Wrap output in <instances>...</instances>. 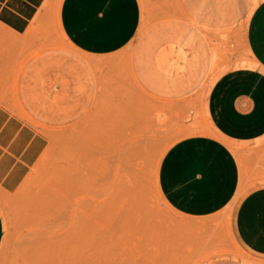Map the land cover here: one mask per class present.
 I'll return each mask as SVG.
<instances>
[{
    "label": "rangeland",
    "instance_id": "rangeland-1",
    "mask_svg": "<svg viewBox=\"0 0 264 264\" xmlns=\"http://www.w3.org/2000/svg\"><path fill=\"white\" fill-rule=\"evenodd\" d=\"M263 1L138 0L136 32L100 54L63 33L60 0L24 34L0 30V106L47 140L0 194V264H264L232 228L236 198L264 187V133L236 144L210 112L222 78L264 80L247 38ZM194 136L223 142L239 168L234 199L202 218L174 211L158 187L164 154Z\"/></svg>",
    "mask_w": 264,
    "mask_h": 264
},
{
    "label": "crops",
    "instance_id": "crops-1",
    "mask_svg": "<svg viewBox=\"0 0 264 264\" xmlns=\"http://www.w3.org/2000/svg\"><path fill=\"white\" fill-rule=\"evenodd\" d=\"M48 0H0V30L24 34ZM138 0H60V27L80 51L100 54L127 43L139 24ZM248 44L264 67V1L253 12ZM242 104V105H240ZM220 134L235 142L264 133V80L247 73L222 78L210 98ZM47 146L44 135L0 106V194L14 193ZM237 160L223 142L194 136L171 146L158 169L159 191L170 208L202 218L222 210L236 196ZM232 228L249 252L264 257V187L236 198ZM2 221L0 216V241Z\"/></svg>",
    "mask_w": 264,
    "mask_h": 264
}]
</instances>
